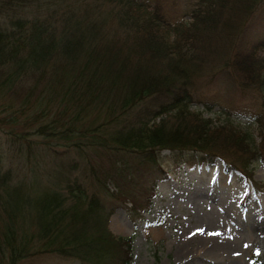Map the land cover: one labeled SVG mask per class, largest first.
Masks as SVG:
<instances>
[{
	"label": "trees",
	"instance_id": "obj_1",
	"mask_svg": "<svg viewBox=\"0 0 264 264\" xmlns=\"http://www.w3.org/2000/svg\"><path fill=\"white\" fill-rule=\"evenodd\" d=\"M105 1L108 9L98 13L103 23L107 24L105 33L97 30L95 25L85 24L87 19L84 14L89 10L85 1L83 7L86 12L80 14L83 15L81 18L74 10L58 15L57 19L63 23L58 28V34L54 28L50 29V26L59 25L54 20L56 16L50 12L51 0H0V93L10 89L8 85L14 81L23 80L24 84L33 87L21 100H15L16 110L0 117V264H18L32 253L53 250L56 242L58 247L55 251L67 256L71 254L83 264H102L99 254L109 251L111 255H108V263L112 260L115 264H128L132 247L129 239L115 237L109 231L84 238L86 223L90 224L87 221L89 213L98 211L100 215L106 207L97 196L89 195L86 187L77 179L66 183V191L43 190L29 196L27 201L24 199L20 181H13L10 177L14 169L12 161L33 153L32 139L29 140L26 134L32 132L48 139L53 137L56 144L68 142L72 147L80 145L82 138L85 146L99 147L111 155L112 151L123 152L112 157L113 170L110 164L102 172L94 174L92 171L91 174L97 175L94 179L103 190H108L106 179L116 181L115 177H121L120 182L127 181L125 184H116L117 189L110 195L118 200L129 197L131 209L136 212H140L139 207L142 206L136 200V195H131L132 187L143 184L145 180L152 182L153 190L156 182L164 180L168 174H175L181 166L193 169L212 163L216 158L223 161L228 171L242 172L246 176L252 174L249 167L253 160L260 157V148L252 147L245 133L226 128L225 125L211 128L210 118L202 117L199 111L194 114L188 108L193 92L199 87L197 83L203 79L205 81L206 77L222 91L234 93L240 98L247 96L245 94L251 89L259 97L261 106L252 119L264 132V61L256 54L264 47V40L255 43L249 52L239 58V52L224 56L218 60L215 70L207 71L193 60L198 62L199 53L205 50L202 46L205 40L203 32L214 25L220 26L218 20L223 17L226 6L214 5L211 0H196L187 9L186 18L181 17L174 24L165 21L160 15V21L167 26L166 32L175 34L174 40L165 42L151 36L148 30L151 24L163 26L156 14L149 10V6H156L158 0ZM175 3L176 0H170L171 10H174ZM95 4L96 1L91 5ZM96 6L100 7V4L97 2ZM228 10L232 12V9ZM239 13L240 17L244 13L240 6L236 14ZM214 16H217V20ZM230 18L231 13L226 20ZM52 22H55L54 25H50ZM111 33H117V39L134 50L149 39L155 46L145 48L144 52L160 59L166 51L167 72H160V68L143 55L124 54V51L130 50L122 46V51L118 40L115 41ZM199 77L203 78L197 80ZM41 82L44 84L38 88L36 85ZM13 103V100H9L1 104L0 110L8 111ZM103 103L107 106L116 103L117 106L114 111L109 108L111 118L107 117L98 125L87 123L83 129H73L67 125L53 130V123H34L40 117H48L50 110L56 114V120L62 116L69 119L71 111L75 110L72 122H80L90 115L92 106L101 108ZM172 103V108H181L180 114L176 116L179 123L175 127H170L174 123L162 117L169 112ZM205 106L211 109L210 104L205 103ZM133 109L136 110L134 117L128 118L123 127L108 135L103 133L107 123L123 122V116ZM25 110H34L25 119L31 125L30 130L19 131V128L13 127L4 129L8 124L17 126L19 121L15 115ZM156 118H160L157 123ZM98 130H102L101 136ZM46 142L44 150L55 157L54 161L60 167L56 160H60V157L56 156L54 146ZM128 156L133 160H129ZM77 164L72 163L71 170ZM147 200L149 204V197ZM69 202H74L71 206L78 208H71L67 217L60 209ZM27 206L40 212L31 228H28L26 216L22 213ZM92 222L96 224V221ZM25 225L26 231L23 228ZM55 234H59V242ZM113 248L118 250L119 256Z\"/></svg>",
	"mask_w": 264,
	"mask_h": 264
},
{
	"label": "rangeland",
	"instance_id": "obj_2",
	"mask_svg": "<svg viewBox=\"0 0 264 264\" xmlns=\"http://www.w3.org/2000/svg\"><path fill=\"white\" fill-rule=\"evenodd\" d=\"M51 1V9H49L50 12H52V15L56 16L54 20L59 25L50 26V29L54 28V30L58 32V28L62 27V20L57 19L60 14L62 15L66 12L72 13L74 10L75 13L79 15V18H81L83 15L81 16L80 14L86 12L85 7H83V3L86 1L89 10L88 13L84 14L87 19L85 24H87V26L89 24L95 25L97 30L100 29V32H106L107 24L103 23L104 21L99 17L101 15L98 14L103 13L104 10L108 9L109 6L105 0ZM95 1L96 4L97 2L100 4V7H97L96 4L95 6L91 5L92 3L94 4ZM203 1L204 0L201 2ZM211 1L214 2V5L218 4L226 6L227 9L222 12L224 15L218 20L220 26L214 25L213 28L209 27V30L203 32L205 40L203 41L204 44L202 46L205 50L199 53L200 59L198 62L193 60L195 63L200 64L202 69L207 71L215 70L218 67V60L223 59L224 56L227 57L229 54L232 55L235 52H239V58L244 53L249 52L255 43L264 40V0ZM156 2L157 5L154 7L150 5L149 10L152 13H155L158 18L162 15L165 21L174 24L181 17L186 18L187 9L190 6L192 7L196 0H176L174 10H171V7L169 8L170 0H158ZM239 6L244 10L241 17L240 13L236 14ZM228 9H232V12ZM139 12L142 13V11ZM230 13L232 18L228 21L226 19L229 17ZM133 14L135 15L136 13L133 12ZM213 18L217 20V16H214ZM76 19H78V17H76ZM155 21H157L156 18ZM159 22L163 26H153L152 24L149 26L150 28L148 30L151 31V36H156L160 41L165 42L174 40L175 34L173 32H166L165 27L167 26L160 21V18ZM54 23L55 22H52L50 25H54ZM148 23H150V20ZM228 26H230L232 30H230V27ZM231 31L232 34L230 35ZM116 34L117 33H111V35L114 36L115 41L118 40L115 36ZM141 35L148 37L145 34ZM117 42L122 51V46H126L127 49L130 50V52L124 51V54L130 53V55L134 56L135 54L143 55L146 60L153 61V65L160 68V72H167V58L165 56H168V53L166 51L163 52L160 59H155V57L150 55L148 56L146 55V52H144V50L146 51L145 48L151 49L155 46L149 39L143 41L144 44H142L137 50H134V48L129 45H123L119 40ZM231 42L233 43L231 44ZM256 54L264 61V47L259 49ZM196 55L197 52L195 51V56ZM238 66L239 64L236 66L235 72H237ZM206 75L203 77L205 78ZM203 77H199L197 80H201ZM206 78L205 81L203 79L201 80V83H197L199 87L193 92V98L190 102L188 111L194 114H196V111H199L201 112L202 117L210 118L212 120L210 123V126L212 125L211 128H215L216 126L217 129L221 125H225L226 128H232L238 132L245 133L251 146H258L261 153L260 157L253 160V163L249 167V171L252 172V174H247L245 176L242 172L228 171V167L224 165L220 158H216L212 163L201 165L200 167L193 169L183 165L175 174H170L165 180H159L156 182L153 190L151 189L152 182L150 180H145L143 184L141 183V185H137V187H132L133 191H131V195H136L137 199H135L139 201V204L142 206L139 207L140 212H136L131 209L132 202L129 197H126L127 199L124 200H118L110 195L117 189L116 184H119L121 177H115L117 182L112 179H106L107 183L105 185L106 187L108 186V190L105 187V190H103V188L100 187L99 182L94 179L97 175L91 174L92 171H94V174H96L97 171L102 172L105 168H108L110 164L111 170H113L112 157L115 155L117 156L116 153L120 154L121 152L112 151L113 155H111L107 152L101 151V148L99 147L85 146V144H82V138L80 140L82 145H77L79 147H72L68 142H57L56 144L52 136V138L48 139L42 136H37V134H32L31 132L26 134V136L29 140L32 139L31 142L34 146L32 150L33 153L35 151L36 154H25L26 158L23 157L20 158V160L15 158L14 162L12 161L14 169L10 179L13 181H20V186L23 187V196L26 201L29 196L37 194L38 192L40 193L43 190L66 191V183L73 181L74 179L83 183L88 191L87 193L91 196H97L101 203L106 207L104 211H101L100 215L97 214L98 211H92L91 214L89 213L87 221H90V224L86 223L87 229L85 230L84 238L96 237L99 233V235H102L109 231L111 232V235L115 237L129 239L132 247L131 251H129L128 264H264V238L257 236L256 230L250 225L241 224L239 231L235 230V219L226 214H220L219 216L222 225L230 232V234L232 233L231 236H234L235 233L239 234V237H237L236 240L238 241V244L236 251L233 250V255L231 254L228 257H223V259L222 257H218L219 259L217 260H213L207 256H204V258L201 256L194 257V255L188 257L183 256L187 247V238H185V236H187L186 230L189 228V220L192 217L188 215L186 210L187 205L184 201V195L187 194L189 190H193L194 186L199 188L198 193H212L211 186H213L214 191L216 190L217 193L212 194L214 195V198H216L219 193H223L226 199L231 201L238 212H242L240 209L248 210L251 204L256 200H264V132H262L261 127L254 123L252 119V117L261 109L259 104L260 99L251 89H248V93L245 94L247 96L240 98L234 93L222 91V89H220L214 82H211L208 77ZM207 80L209 82H207ZM43 84L41 82L36 86L41 88ZM8 86L11 88L8 90H2L0 93V107L1 104L9 102V100H13L16 104L13 103L8 111L3 112L1 109L0 117L9 111L16 110L17 102L15 100H21V98L33 88L32 85L30 87L26 83L24 84L23 80L20 82L14 81V83L9 84ZM105 103H103V105H105ZM205 103L210 104L211 109H206ZM103 105H101V108L92 106L93 108L90 115L84 119L82 118L80 122H72L73 120L71 118L74 116L76 112L75 110H73V112L71 111L69 119L62 116L60 120H56V114H53L52 110L48 109L50 110V114H47L49 116L45 118L40 117L34 121V123L41 125L53 123L51 127L53 130L62 129V127L64 128V126L67 125H71L73 129H83L87 123L98 125L103 123L107 117L111 118L110 116L112 114L108 109L112 108L113 111L116 110L117 104L115 103L114 105L108 106ZM171 106L173 107L174 104L172 103L170 105L169 112L164 113L162 117L167 118L169 123H174V125H170V127H175L176 123H179L176 116L180 114L181 108H172ZM57 108L60 110L59 106ZM96 108L99 110H96ZM134 111L136 112L135 109L129 110L123 116V122L118 120L107 123L103 133L108 135L109 132L119 130L125 125L124 122H128V118L134 117ZM32 113H34V110H25L24 113L17 112L15 117L19 121V124L15 127V124L12 126L8 124V126H4V129H6V127H13L15 129L19 128V131L30 130L29 127H31V125L29 122H26L25 119L32 115ZM130 114L133 115L130 116ZM159 121L160 118L155 119L156 123ZM98 131H100V133L102 132V130ZM101 135L102 133L100 136ZM72 138L75 139L76 137L72 136ZM46 140L48 141L46 142L47 145L51 144L54 146L56 156L60 157V160L56 158L60 167H58L57 163L54 161L55 157H52L49 152L44 150V147H46ZM65 144H67L68 147H66L67 145ZM43 150L45 152H43ZM232 152H234V150ZM45 153H47V155ZM121 154H123V152ZM61 158L63 160H61ZM128 158L129 160H133L130 156H128ZM68 162H71V164H68ZM72 163L78 165L73 170H71ZM113 165H115V163ZM126 182L127 181H122L120 184H125ZM128 184L129 183H127V185ZM147 197H149L150 200L149 204L147 203ZM73 203L74 202L65 203L60 209L67 217L69 216L71 208H78V206L75 205L71 206ZM68 207L70 210H68ZM200 212L203 213L204 210ZM22 213L26 216L25 220L27 226H29L28 228H31L35 222L36 215L40 212L33 211L32 208L29 209V206H27L26 209L22 210ZM92 221H96V224L94 225ZM23 228L25 231L27 230L26 225ZM58 235L59 234H55V239L59 242L60 236ZM94 244H96V242ZM53 246V250L32 253L28 258L19 261L18 264L84 263L73 257L71 254H68L69 256H67L66 254L62 255L55 251L58 247L57 242ZM113 250L116 255H120L116 248H113ZM105 254H99L102 264L108 263V259H110L108 255H111V251L106 252ZM108 264H115V262L113 263L112 260H110Z\"/></svg>",
	"mask_w": 264,
	"mask_h": 264
},
{
	"label": "bare ground",
	"instance_id": "obj_3",
	"mask_svg": "<svg viewBox=\"0 0 264 264\" xmlns=\"http://www.w3.org/2000/svg\"><path fill=\"white\" fill-rule=\"evenodd\" d=\"M198 189L194 186L193 190H189L184 195L186 210L188 215L192 216L189 220V228L186 230L187 247L184 257L194 255V257L204 258L207 256L217 260L218 257L223 259V257L233 255L239 234L235 233L231 236L232 233L230 234L222 225L220 214H226L235 219V230L239 231L241 224L250 225L256 230L257 236L264 238V200H256L248 210L240 209L242 212H238L223 193H219L214 198L212 194L217 193L213 186H211L212 193H198ZM203 210L204 212L201 213L200 211Z\"/></svg>",
	"mask_w": 264,
	"mask_h": 264
},
{
	"label": "snow or ice",
	"instance_id": "obj_4",
	"mask_svg": "<svg viewBox=\"0 0 264 264\" xmlns=\"http://www.w3.org/2000/svg\"><path fill=\"white\" fill-rule=\"evenodd\" d=\"M200 231H202V230H200Z\"/></svg>",
	"mask_w": 264,
	"mask_h": 264
}]
</instances>
